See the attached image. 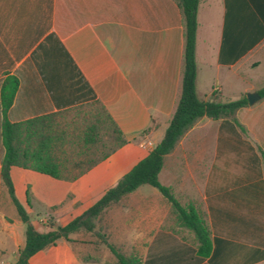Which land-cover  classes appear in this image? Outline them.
<instances>
[{
  "label": "crops",
  "instance_id": "1",
  "mask_svg": "<svg viewBox=\"0 0 264 264\" xmlns=\"http://www.w3.org/2000/svg\"><path fill=\"white\" fill-rule=\"evenodd\" d=\"M197 20L199 96L227 100L264 87L256 73L264 65V0H200ZM184 50L175 0H0V96L7 76L19 80L8 119L99 100L127 139L75 180L12 166L15 197L36 229L82 215L162 141L181 93ZM236 118L246 132L231 118L201 117L158 176L183 203L205 211L210 255L198 256L192 231H173L171 203L149 185L102 215L116 220L119 242L144 244L128 254H149L145 264H264V98ZM2 124L0 97V264H15L27 225L2 177ZM91 258L61 239L29 263L106 264Z\"/></svg>",
  "mask_w": 264,
  "mask_h": 264
},
{
  "label": "trees",
  "instance_id": "2",
  "mask_svg": "<svg viewBox=\"0 0 264 264\" xmlns=\"http://www.w3.org/2000/svg\"><path fill=\"white\" fill-rule=\"evenodd\" d=\"M181 9L184 25V70L180 97L162 141L127 172L118 183L82 215L65 226L50 224L40 231L15 197L10 176L12 166L32 169L54 178L75 180L127 143L122 130L99 100L82 103L64 110L44 114L21 122H11L8 111L14 101L19 80L7 76L1 87L3 112L2 137L5 155L2 164L3 181L8 188L20 217L27 225L26 242L18 251L15 264H30V258L61 239L72 242L71 235L92 233L102 215L112 205L143 185L156 187L171 203L173 231L177 227L195 234L199 257L206 258L212 250V233L204 210L195 203H183L170 186L162 184L159 173L164 158L171 153L184 134L203 116L213 119L231 118L243 132L245 127L236 118L239 108L248 106L246 95L237 100H223L214 92L210 99L199 96L196 87L195 57L198 29L197 11L200 0H175ZM258 93L264 98V87ZM264 160V151L259 148ZM99 234V232H96ZM105 234L101 237L104 238ZM116 258L115 264H145L141 257L127 255L107 238L103 241Z\"/></svg>",
  "mask_w": 264,
  "mask_h": 264
},
{
  "label": "rangeland",
  "instance_id": "3",
  "mask_svg": "<svg viewBox=\"0 0 264 264\" xmlns=\"http://www.w3.org/2000/svg\"><path fill=\"white\" fill-rule=\"evenodd\" d=\"M260 54L264 60V46L261 48ZM256 73L262 77V80H264V65L263 67L258 68L256 70ZM240 98L241 96L239 94L230 96V98H227L225 96V99L227 100H237ZM145 187L150 188V186H145ZM111 220L109 219V216L105 217L104 220H102L101 218L98 226L96 227V230L92 233L82 231L77 234L71 235V239L73 240L72 244H74L76 248H78L81 254L92 256L91 259H93L94 261L96 260V262L98 263L105 262L106 264H115L116 258L109 249V247L103 242L104 238L111 240V243H113L119 250L127 253V255H130L128 253H130L131 251L142 250V247L144 245L143 243L135 244L132 242H125V243L119 242L118 234L120 228L116 226V220H112V221ZM96 232H99L100 235H98V233ZM103 234H105L104 238L101 237ZM135 255L145 259V257L148 256L149 254H135Z\"/></svg>",
  "mask_w": 264,
  "mask_h": 264
},
{
  "label": "water",
  "instance_id": "4",
  "mask_svg": "<svg viewBox=\"0 0 264 264\" xmlns=\"http://www.w3.org/2000/svg\"><path fill=\"white\" fill-rule=\"evenodd\" d=\"M247 98L249 104L253 105L256 103V101H258L261 98V96L258 92H251L247 94Z\"/></svg>",
  "mask_w": 264,
  "mask_h": 264
}]
</instances>
